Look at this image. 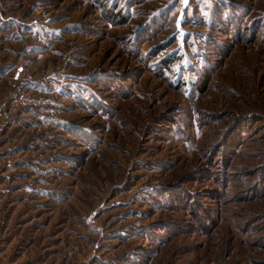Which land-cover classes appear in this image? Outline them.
Here are the masks:
<instances>
[{
  "label": "rangeland",
  "instance_id": "374dc122",
  "mask_svg": "<svg viewBox=\"0 0 264 264\" xmlns=\"http://www.w3.org/2000/svg\"><path fill=\"white\" fill-rule=\"evenodd\" d=\"M0 264H264V0H0Z\"/></svg>",
  "mask_w": 264,
  "mask_h": 264
}]
</instances>
